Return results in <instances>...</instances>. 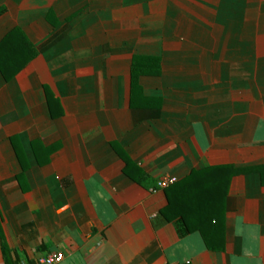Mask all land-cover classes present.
I'll use <instances>...</instances> for the list:
<instances>
[{"label": "crops", "instance_id": "0c3cea01", "mask_svg": "<svg viewBox=\"0 0 264 264\" xmlns=\"http://www.w3.org/2000/svg\"><path fill=\"white\" fill-rule=\"evenodd\" d=\"M49 253L264 264V0H0V264Z\"/></svg>", "mask_w": 264, "mask_h": 264}, {"label": "trees", "instance_id": "16d2710c", "mask_svg": "<svg viewBox=\"0 0 264 264\" xmlns=\"http://www.w3.org/2000/svg\"><path fill=\"white\" fill-rule=\"evenodd\" d=\"M158 64L157 58L134 57L131 66L132 81L135 82L138 76L142 74H157Z\"/></svg>", "mask_w": 264, "mask_h": 264}, {"label": "built area", "instance_id": "2783aa9c", "mask_svg": "<svg viewBox=\"0 0 264 264\" xmlns=\"http://www.w3.org/2000/svg\"><path fill=\"white\" fill-rule=\"evenodd\" d=\"M175 179L171 177H162L158 182L157 186L159 189H164L175 183ZM62 261V256L58 253H49L44 257L38 259L35 264H58Z\"/></svg>", "mask_w": 264, "mask_h": 264}]
</instances>
